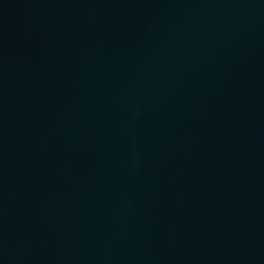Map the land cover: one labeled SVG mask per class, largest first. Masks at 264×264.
<instances>
[{"label": "water", "instance_id": "water-1", "mask_svg": "<svg viewBox=\"0 0 264 264\" xmlns=\"http://www.w3.org/2000/svg\"><path fill=\"white\" fill-rule=\"evenodd\" d=\"M0 264H264V0H0Z\"/></svg>", "mask_w": 264, "mask_h": 264}]
</instances>
